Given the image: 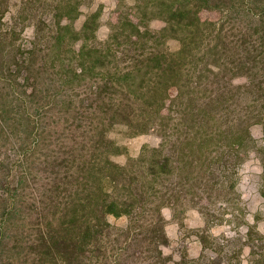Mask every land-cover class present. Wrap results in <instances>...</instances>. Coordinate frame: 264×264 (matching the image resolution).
Masks as SVG:
<instances>
[{"label": "trees", "instance_id": "obj_1", "mask_svg": "<svg viewBox=\"0 0 264 264\" xmlns=\"http://www.w3.org/2000/svg\"><path fill=\"white\" fill-rule=\"evenodd\" d=\"M115 2L98 39L84 0H0V264H264L247 222L174 258L163 216L232 201L264 139V0ZM116 126L160 141L120 164Z\"/></svg>", "mask_w": 264, "mask_h": 264}, {"label": "rangeland", "instance_id": "obj_2", "mask_svg": "<svg viewBox=\"0 0 264 264\" xmlns=\"http://www.w3.org/2000/svg\"><path fill=\"white\" fill-rule=\"evenodd\" d=\"M23 1L8 0L6 18L12 14L17 16ZM115 4V0H84L79 8V15L74 21L76 28L82 26L89 14L101 9L97 38L105 39L108 34L107 22ZM152 25L160 27L161 24L158 21H153ZM32 33L33 25L27 26L21 38L27 40L32 36ZM79 46L80 41L75 44V48L77 49ZM168 46L175 50L178 44L175 40H170ZM251 132L257 140L258 148L249 155L238 169L236 189L228 197L229 199L233 197L232 201L211 205L209 216L205 214L206 209L205 212H201L191 208L183 214L182 225L179 220L173 218L169 208L163 210L167 235L170 240L169 246L164 249L166 253L178 258L182 252L186 251L190 258H195L202 252L199 234L206 235L211 243H222L227 236H235L239 232L246 231L247 225L244 222L264 235V151L260 150L262 146L264 148L262 126H254ZM110 137L117 142L120 148V154L113 157V160L120 164L125 163L129 157H137L145 145L156 146L160 141L155 133L132 135L125 128L118 126L112 129ZM225 204L226 207H224ZM109 221L116 225L126 223L125 217L119 219L109 217ZM247 254L248 250L245 249L241 258L243 264H247Z\"/></svg>", "mask_w": 264, "mask_h": 264}]
</instances>
